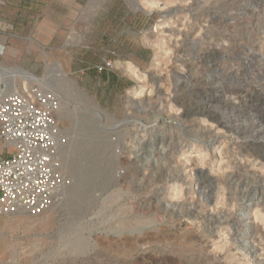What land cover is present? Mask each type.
<instances>
[{
	"label": "rangeland",
	"instance_id": "obj_1",
	"mask_svg": "<svg viewBox=\"0 0 264 264\" xmlns=\"http://www.w3.org/2000/svg\"><path fill=\"white\" fill-rule=\"evenodd\" d=\"M109 1L151 16L123 37L135 55L104 60L127 86L73 69L123 25L56 34L31 72L60 99L65 185L0 216V264H264V0Z\"/></svg>",
	"mask_w": 264,
	"mask_h": 264
},
{
	"label": "built area",
	"instance_id": "obj_2",
	"mask_svg": "<svg viewBox=\"0 0 264 264\" xmlns=\"http://www.w3.org/2000/svg\"><path fill=\"white\" fill-rule=\"evenodd\" d=\"M112 70L111 61L96 67ZM55 91L38 83L0 88V216L42 214L61 196L60 135ZM68 184V183H67Z\"/></svg>",
	"mask_w": 264,
	"mask_h": 264
},
{
	"label": "crops",
	"instance_id": "obj_3",
	"mask_svg": "<svg viewBox=\"0 0 264 264\" xmlns=\"http://www.w3.org/2000/svg\"><path fill=\"white\" fill-rule=\"evenodd\" d=\"M99 18L123 25L124 29H120L123 39L126 33L135 38L134 25L141 20L149 22L151 16L136 14L124 1L0 0V67H24L29 71H33V67H42L56 47L53 42L56 34H59L56 38L66 40L69 25L94 24ZM97 36L101 41L97 49L101 55L98 63H87L83 59L73 69L82 74H96L99 85L103 83L109 88L125 89V79L117 71L98 72L95 67L115 55H135L130 43L110 32H100ZM78 81L84 88L90 87L86 83L89 79L85 82L78 78Z\"/></svg>",
	"mask_w": 264,
	"mask_h": 264
},
{
	"label": "bare ground",
	"instance_id": "obj_4",
	"mask_svg": "<svg viewBox=\"0 0 264 264\" xmlns=\"http://www.w3.org/2000/svg\"><path fill=\"white\" fill-rule=\"evenodd\" d=\"M59 71H61L62 75H66L65 70L60 69ZM9 77L12 80H10ZM17 77H20L21 79H23L25 81V83L23 82V84L25 85L30 84V83H38L44 86V82H42V80L38 78L36 74L25 69L24 67H19L16 70H12V69L7 70L4 67H0V81L2 84V88H4L5 90L12 91L17 88L16 83H15L17 80ZM95 108H96L95 109L96 111H94V113L97 114L98 112V114H101V110L98 108V106H95ZM53 205H55V203Z\"/></svg>",
	"mask_w": 264,
	"mask_h": 264
}]
</instances>
